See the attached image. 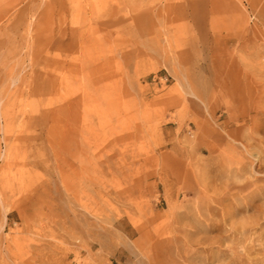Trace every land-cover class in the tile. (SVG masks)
Returning <instances> with one entry per match:
<instances>
[{
    "label": "rangeland",
    "instance_id": "obj_1",
    "mask_svg": "<svg viewBox=\"0 0 264 264\" xmlns=\"http://www.w3.org/2000/svg\"><path fill=\"white\" fill-rule=\"evenodd\" d=\"M0 264H264V0H0Z\"/></svg>",
    "mask_w": 264,
    "mask_h": 264
},
{
    "label": "bare ground",
    "instance_id": "obj_2",
    "mask_svg": "<svg viewBox=\"0 0 264 264\" xmlns=\"http://www.w3.org/2000/svg\"><path fill=\"white\" fill-rule=\"evenodd\" d=\"M225 221V220H224Z\"/></svg>",
    "mask_w": 264,
    "mask_h": 264
}]
</instances>
